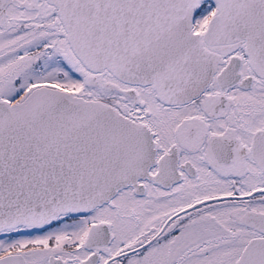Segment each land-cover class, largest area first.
<instances>
[{
  "label": "snow or ice",
  "instance_id": "obj_1",
  "mask_svg": "<svg viewBox=\"0 0 264 264\" xmlns=\"http://www.w3.org/2000/svg\"><path fill=\"white\" fill-rule=\"evenodd\" d=\"M0 264H264V0H0Z\"/></svg>",
  "mask_w": 264,
  "mask_h": 264
}]
</instances>
